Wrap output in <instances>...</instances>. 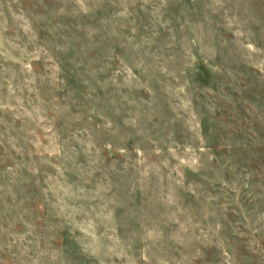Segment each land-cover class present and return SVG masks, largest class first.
I'll list each match as a JSON object with an SVG mask.
<instances>
[{"label":"rangeland","instance_id":"rangeland-1","mask_svg":"<svg viewBox=\"0 0 264 264\" xmlns=\"http://www.w3.org/2000/svg\"><path fill=\"white\" fill-rule=\"evenodd\" d=\"M0 264H264V0H0Z\"/></svg>","mask_w":264,"mask_h":264}]
</instances>
